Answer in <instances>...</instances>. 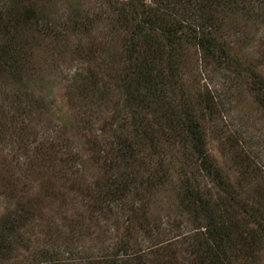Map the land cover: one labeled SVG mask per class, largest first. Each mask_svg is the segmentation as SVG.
<instances>
[{
  "label": "trees",
  "instance_id": "obj_1",
  "mask_svg": "<svg viewBox=\"0 0 264 264\" xmlns=\"http://www.w3.org/2000/svg\"><path fill=\"white\" fill-rule=\"evenodd\" d=\"M263 20L264 0H0V145L31 143L49 114L34 93L41 70L71 52L90 62L71 92L97 169L86 182L79 150L60 137L33 145L23 175L33 185L1 176L0 264H263L264 172L240 146L237 172L223 170L207 136L221 111L215 72L264 110V46L246 51ZM72 32L88 41L70 47ZM150 197L166 218L149 217ZM48 198L57 221L43 215ZM94 217L113 235L90 246Z\"/></svg>",
  "mask_w": 264,
  "mask_h": 264
},
{
  "label": "rangeland",
  "instance_id": "obj_2",
  "mask_svg": "<svg viewBox=\"0 0 264 264\" xmlns=\"http://www.w3.org/2000/svg\"><path fill=\"white\" fill-rule=\"evenodd\" d=\"M95 1L96 0H79L84 7L92 5ZM63 3H61L63 8L59 7V12L69 10V5ZM256 26L259 28V31L255 34L246 50L247 53L253 57H258L259 53H261V46H264L263 43H260V39L258 38L260 33L264 32V20L259 22ZM97 30L98 29L95 28L91 30L90 33H95ZM90 33L89 35H91ZM68 37L69 42H67L70 47L79 42L86 43L88 41L86 34L83 33L78 34L72 32ZM70 49L71 48H69V50ZM55 62L57 65L47 66L41 70L43 77H40L38 83L34 87V93L41 95L46 94L49 114L46 115L44 113L41 120H35L36 123L33 125V127L35 126V133L30 135V138L33 140L31 143L15 142L16 145L14 144L13 147L11 144L0 145V213L7 203V197L4 196L1 187V176H11L12 180L15 179V177H19L22 181L31 183V180L26 179L23 175L25 174V170H27L26 168L30 165L28 159L32 153L31 149L33 145L43 139L47 141L51 139L56 141L61 137L64 141L67 138V140H69V150L71 149L73 152L79 150L77 153L81 155V158L77 161H80V165L82 164V170L85 173V181L91 183L97 173V169L91 167V163L88 161L89 151L85 153V149L82 150L81 148L83 146V138L79 136V132L82 133L83 129L79 128L77 124L79 121L81 122L84 116L80 117L78 114L81 103H78L79 98L77 94L74 95V93L71 92L73 90L71 77H73L76 71L84 70L90 62H88L85 57L77 56L71 52L65 55H58L55 57ZM208 80L209 85L215 88V92H217L221 100L220 115L208 124V149L211 155L217 160L223 170H227L230 173L234 172V170L237 172V165L235 163L237 159L234 158L236 155L234 152H236V148L240 146L264 172V110L257 104L251 92L245 89L237 90L236 87H233V83L231 84L229 81L224 80L219 72L213 73L212 77ZM110 107L109 105L104 108L106 109L107 117ZM92 121L94 130L99 134V127L102 124L101 116L97 117L96 115V117H94L93 115ZM38 182L39 181L36 180L35 183ZM30 185L33 184L31 183ZM60 188L63 190L62 186ZM160 196L164 198L167 205L173 204L174 196L171 192ZM79 198L80 197L77 196V201ZM58 203L59 200L57 198L50 201L48 198L45 205H43V215H52L53 221H57ZM148 205L152 213L149 217L166 218V215L169 213L168 209L160 206L159 199L154 201V199L151 198ZM78 206H81L80 209H82V211L84 210L86 217L89 216V210H85L84 205L80 204ZM111 217L114 219L115 214H112ZM91 221V227L94 228L95 231L92 234V238L87 237L85 244L93 246L95 242H99V239L113 235V226L109 225L110 219L95 220L94 217ZM95 223H97V226L93 225ZM94 237H98V239ZM261 258V262L264 264V253L261 255Z\"/></svg>",
  "mask_w": 264,
  "mask_h": 264
}]
</instances>
